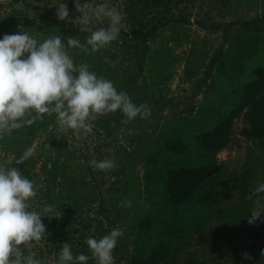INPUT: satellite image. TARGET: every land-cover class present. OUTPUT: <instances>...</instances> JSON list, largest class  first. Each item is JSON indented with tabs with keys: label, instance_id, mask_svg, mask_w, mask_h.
I'll use <instances>...</instances> for the list:
<instances>
[{
	"label": "rangeland",
	"instance_id": "obj_1",
	"mask_svg": "<svg viewBox=\"0 0 264 264\" xmlns=\"http://www.w3.org/2000/svg\"><path fill=\"white\" fill-rule=\"evenodd\" d=\"M85 2L103 0H81ZM60 3L70 10L64 21L56 15ZM110 6L123 14L118 38L97 51H67L74 63L88 64L97 75L100 53H106L100 69L104 77L121 86L134 103L150 104L151 111L132 120L116 111L97 114L87 133L64 130L55 117L37 131L28 162L18 169L34 184L29 210L59 217H42L46 231L41 240L20 247L24 256L35 253L41 264H55L64 242L74 255H89L87 264H97L86 238L99 239L117 224L125 230L114 247L113 264H132L133 241L148 212L145 158L171 122L194 116L207 102V87L231 48L226 37L253 20L263 19L264 28V0H110ZM80 15L74 0H0V28L11 24L12 33L23 29L39 40L59 35L65 42L72 37L86 43L90 33L80 30ZM217 25L222 27L214 29ZM107 26V19L92 25ZM136 31L147 36L139 38ZM259 65L264 66V52L250 62L251 68ZM248 111L235 119L230 144L217 157L224 176L211 187L215 215L181 244L178 254L159 264H264V212L248 222L254 209H264V193L254 194L264 183V154L244 136ZM18 132H0V167H15L12 140ZM104 159L115 166L101 170L90 164ZM47 206L52 213H43ZM245 252L251 260L243 259Z\"/></svg>",
	"mask_w": 264,
	"mask_h": 264
},
{
	"label": "clouds",
	"instance_id": "obj_2",
	"mask_svg": "<svg viewBox=\"0 0 264 264\" xmlns=\"http://www.w3.org/2000/svg\"><path fill=\"white\" fill-rule=\"evenodd\" d=\"M76 11L80 12V30L89 32L86 43L68 37L54 35L39 40L23 29L16 33H6L0 38V132L16 129L24 124L31 125L43 114H56L60 128L67 130L92 131V123L97 114L120 110L128 120L137 114L148 115L151 105L147 102L134 103L130 96L118 91L114 83L91 71L86 63L77 65L67 48L80 47L85 51L104 48L119 36L123 14L110 0L102 3H81L74 0ZM61 21L69 18L66 3H60L56 11ZM108 21L107 27L93 28L95 22ZM34 114V115H33ZM31 117L25 119V117ZM31 155L26 150L16 163ZM91 166L101 170L113 168L110 159L92 160ZM264 193V183L255 188L254 194ZM36 195L33 182L16 167H0V264H41L35 253L23 255L20 247H31V241H39L46 231L41 212L29 210V199ZM131 203V200H129ZM51 206L43 213H52ZM262 210L254 209L249 223H254ZM49 218L59 217L55 213ZM125 229L117 224L99 239L87 237L86 244L97 264H113L114 247L119 234ZM264 256V249L261 250ZM89 255L73 254L71 245L63 243L55 264H87ZM244 260H251L248 252Z\"/></svg>",
	"mask_w": 264,
	"mask_h": 264
},
{
	"label": "trees",
	"instance_id": "obj_3",
	"mask_svg": "<svg viewBox=\"0 0 264 264\" xmlns=\"http://www.w3.org/2000/svg\"><path fill=\"white\" fill-rule=\"evenodd\" d=\"M262 22L263 19L253 20L239 33L226 37L231 48L220 60L207 87V102L194 116L171 122L154 151L145 158L148 212L133 241L132 264H159L178 254L181 244L215 215L211 187L224 176L217 157L229 146L234 121L246 109L249 124L244 136L264 154V66L250 67L252 58L264 52ZM12 30L11 24L0 28V38ZM133 33L139 38L147 36L140 31ZM106 57V53H100L99 76L105 75L100 69ZM229 89L232 92L228 95ZM117 90L123 91L121 86ZM230 96H234L232 101L228 100ZM55 117V113H45L33 124L19 127L12 140L17 159L30 148L37 131L50 125ZM27 159L15 167H24Z\"/></svg>",
	"mask_w": 264,
	"mask_h": 264
}]
</instances>
